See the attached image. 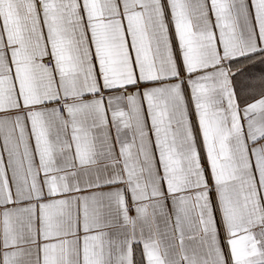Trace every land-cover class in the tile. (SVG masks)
<instances>
[{"label":"snow or ice","instance_id":"6c2138e0","mask_svg":"<svg viewBox=\"0 0 264 264\" xmlns=\"http://www.w3.org/2000/svg\"><path fill=\"white\" fill-rule=\"evenodd\" d=\"M0 264H264V0H0Z\"/></svg>","mask_w":264,"mask_h":264}]
</instances>
